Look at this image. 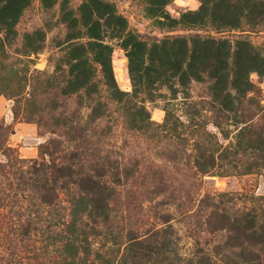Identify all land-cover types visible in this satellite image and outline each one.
<instances>
[{"label":"rangeland","instance_id":"rangeland-1","mask_svg":"<svg viewBox=\"0 0 264 264\" xmlns=\"http://www.w3.org/2000/svg\"><path fill=\"white\" fill-rule=\"evenodd\" d=\"M0 98V264L184 263L225 237L202 200H264V152L243 145L264 132V0H0ZM92 172L99 212L73 184Z\"/></svg>","mask_w":264,"mask_h":264},{"label":"trees","instance_id":"trees-1","mask_svg":"<svg viewBox=\"0 0 264 264\" xmlns=\"http://www.w3.org/2000/svg\"><path fill=\"white\" fill-rule=\"evenodd\" d=\"M2 129V126H0ZM7 135V134H6ZM248 149L264 152V132L261 126H256V131L243 144ZM4 144L0 147L2 150ZM197 151L198 144H195ZM216 163V157L209 153L207 155L197 152L194 160V167L202 175L210 173ZM62 167L54 170L55 179L69 178L68 172L60 173ZM106 174L90 173L80 174V178L73 182L79 190L86 192L91 196V208L95 212L101 211L103 191L108 189L107 183L102 180ZM52 180V183H54ZM51 183V184H52ZM39 199L44 204H51L58 198L55 188L50 186L48 182L42 183L39 186ZM208 200V199H207ZM262 204H256L250 209L238 211L236 214H230L225 207L212 201H203L205 207L209 208L206 215L205 225L210 233L224 232L225 237L221 244L214 246L211 252L205 253L203 250H198L193 258L182 261L178 264H264V200ZM163 223H168L166 219H162ZM167 234L168 238L161 237ZM153 236H157L156 239ZM170 233L165 229L154 231L148 240L139 241L137 238L129 240L128 248L131 257L135 260L141 259L142 254H152L165 250L170 242ZM155 244L153 249H149L150 244Z\"/></svg>","mask_w":264,"mask_h":264},{"label":"crops","instance_id":"crops-1","mask_svg":"<svg viewBox=\"0 0 264 264\" xmlns=\"http://www.w3.org/2000/svg\"><path fill=\"white\" fill-rule=\"evenodd\" d=\"M4 103L5 101L3 99L0 98V121L3 120L5 121L6 123H8L7 121H10V116H8V118H6L5 116H3V106H4ZM24 129H29V127L25 124H19L18 127H17V131H23ZM15 136V134L13 135ZM21 151L22 154L24 155H27V151H22V150H19Z\"/></svg>","mask_w":264,"mask_h":264}]
</instances>
